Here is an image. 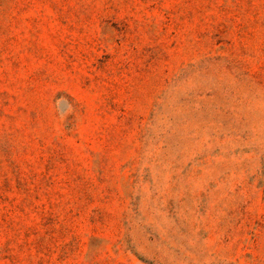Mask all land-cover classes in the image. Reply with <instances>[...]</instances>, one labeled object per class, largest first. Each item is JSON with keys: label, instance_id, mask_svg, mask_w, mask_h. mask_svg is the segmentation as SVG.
Segmentation results:
<instances>
[{"label": "rangeland", "instance_id": "1", "mask_svg": "<svg viewBox=\"0 0 264 264\" xmlns=\"http://www.w3.org/2000/svg\"><path fill=\"white\" fill-rule=\"evenodd\" d=\"M0 264H264V0H0Z\"/></svg>", "mask_w": 264, "mask_h": 264}]
</instances>
